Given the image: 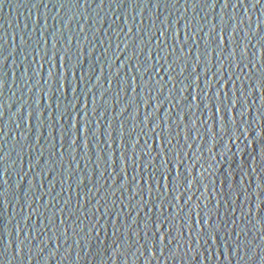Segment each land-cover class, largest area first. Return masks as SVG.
I'll return each mask as SVG.
<instances>
[{"label": "water", "instance_id": "water-1", "mask_svg": "<svg viewBox=\"0 0 264 264\" xmlns=\"http://www.w3.org/2000/svg\"><path fill=\"white\" fill-rule=\"evenodd\" d=\"M0 264H264V0H0Z\"/></svg>", "mask_w": 264, "mask_h": 264}]
</instances>
